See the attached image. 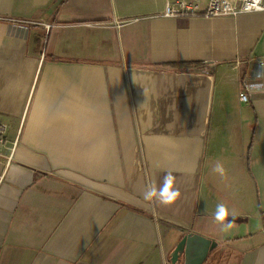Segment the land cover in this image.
I'll use <instances>...</instances> for the list:
<instances>
[{
    "label": "crops",
    "instance_id": "0c3cea01",
    "mask_svg": "<svg viewBox=\"0 0 264 264\" xmlns=\"http://www.w3.org/2000/svg\"><path fill=\"white\" fill-rule=\"evenodd\" d=\"M169 1L0 0V264H172L187 234L203 264H264V12ZM167 172L180 197L145 200Z\"/></svg>",
    "mask_w": 264,
    "mask_h": 264
},
{
    "label": "built area",
    "instance_id": "2783aa9c",
    "mask_svg": "<svg viewBox=\"0 0 264 264\" xmlns=\"http://www.w3.org/2000/svg\"><path fill=\"white\" fill-rule=\"evenodd\" d=\"M200 0H170L165 4L163 16L168 18L180 17L185 13H190L191 15H200L204 18H219V17H234L240 14L257 13L264 11H256L255 8L251 11H244L245 4L251 5L253 0H207L205 8L200 11L198 4ZM259 7L264 8V0L259 5ZM48 29L49 26L45 25ZM246 88V86H245ZM239 101L241 103H247L248 99L243 98L247 95L245 91L239 93ZM7 126L0 121V161L2 158L6 161V165L9 164L10 159L13 156V147L10 146L9 141L6 138ZM5 152H10L9 155L5 156ZM8 158V159H7Z\"/></svg>",
    "mask_w": 264,
    "mask_h": 264
},
{
    "label": "clouds",
    "instance_id": "9594fccd",
    "mask_svg": "<svg viewBox=\"0 0 264 264\" xmlns=\"http://www.w3.org/2000/svg\"><path fill=\"white\" fill-rule=\"evenodd\" d=\"M262 3V0H253L251 5L245 4L244 11H251L255 8L256 11H264V8L259 7ZM264 67V65H262ZM264 87L262 85L253 84L250 86L252 89H260ZM244 100L247 98L244 97ZM213 172L218 173L221 177L226 175V170L222 163L217 162L213 167ZM175 177L172 172H167L164 176L163 184L157 188L155 184H152L147 190L144 192L145 200H152L156 198L160 203L168 205L174 202L175 199L179 198L181 193L178 188L173 189ZM229 217L232 219L229 220ZM238 217V213L235 209L229 210L227 206L223 203H218L216 205V211L214 214L215 220L220 224V230L222 232H229L235 225V220Z\"/></svg>",
    "mask_w": 264,
    "mask_h": 264
},
{
    "label": "water",
    "instance_id": "95a60500",
    "mask_svg": "<svg viewBox=\"0 0 264 264\" xmlns=\"http://www.w3.org/2000/svg\"><path fill=\"white\" fill-rule=\"evenodd\" d=\"M209 239L196 234H187L181 238L171 254V263L175 264L180 255L184 254L186 264H203L208 251L213 247Z\"/></svg>",
    "mask_w": 264,
    "mask_h": 264
},
{
    "label": "trees",
    "instance_id": "16d2710c",
    "mask_svg": "<svg viewBox=\"0 0 264 264\" xmlns=\"http://www.w3.org/2000/svg\"><path fill=\"white\" fill-rule=\"evenodd\" d=\"M200 64L199 63H193V64H164L162 66H170L171 68H177L179 66H195L198 67ZM261 220L263 222L264 226V213L261 214Z\"/></svg>",
    "mask_w": 264,
    "mask_h": 264
},
{
    "label": "rangeland",
    "instance_id": "374dc122",
    "mask_svg": "<svg viewBox=\"0 0 264 264\" xmlns=\"http://www.w3.org/2000/svg\"><path fill=\"white\" fill-rule=\"evenodd\" d=\"M14 23H20V21H17V22H14ZM21 23H25V24H32V22H26V21H24V22H21ZM43 26H44V28H45V24H43Z\"/></svg>",
    "mask_w": 264,
    "mask_h": 264
}]
</instances>
